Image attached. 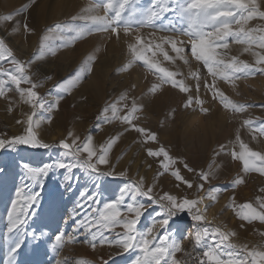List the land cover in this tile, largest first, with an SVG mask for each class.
<instances>
[{"label": "snow or ice", "instance_id": "snow-or-ice-1", "mask_svg": "<svg viewBox=\"0 0 264 264\" xmlns=\"http://www.w3.org/2000/svg\"><path fill=\"white\" fill-rule=\"evenodd\" d=\"M35 2L36 0H29L15 15H0V23H14L15 27L10 34L18 33L21 27L25 34L34 33L35 30L29 26L27 19L22 22L19 17L26 14ZM138 2L139 0H89L78 14L71 16L69 22H55L46 27L38 38L40 56L37 57L34 53L28 60L19 59L6 40L0 38V97L10 99L6 93L14 86L20 101L30 105L32 109L25 120L17 121L18 124H25L24 134L7 139L0 138V149L7 146L16 150L18 145L42 149L57 147L39 138L36 130L43 122L34 119L37 109H46L49 113L57 109L64 94H70L86 76L92 74L100 48L97 47L88 54L72 74L54 85L57 95L51 103H47L36 91L40 85L33 81L31 67L37 59H43L46 55L55 56L59 50L68 48L93 33H106L109 40L115 39L116 42H120L123 35L127 60L117 72H127L133 65H142L157 80L148 88L147 94H157L165 85H170L184 95L181 107L185 111L199 112L202 116L211 114V109L204 106L205 101L199 95L201 86L211 94L214 102H218L226 112L234 116L243 115L253 107L252 104L232 100L221 90L218 81L235 89L238 80L264 76V0H152V5L147 9L137 8ZM101 10L103 14H100ZM167 12H174L186 23V27L183 30L174 27L158 29L157 31L174 32L175 35L156 36L151 33L150 38H146L141 29L154 28L155 21ZM78 21L82 23H77ZM181 36L187 37V40L180 39ZM230 43L240 46L237 55H230ZM245 54L252 60L242 59ZM189 55L202 65L207 73L205 76L199 68H190L189 75L195 80L197 90L195 97L192 95L191 86L184 80H177V73L163 66L160 60L162 57L163 61L170 64L179 60L189 65ZM5 63L9 67H5ZM46 79L51 80L52 77L48 76ZM25 84L28 87L21 86ZM142 110L143 105L138 103L136 97L130 96L128 92L121 93L114 102L103 107L96 118V127L118 122L124 126L125 132L134 130L138 133L142 144L158 143L156 133L134 123L138 119L136 114ZM175 112V108L171 109L167 117L174 118ZM51 121L52 116L49 115L47 122ZM161 123L163 124V121ZM241 129H248L252 139L256 140L258 137H264V121L250 117L242 119L230 146L220 145L222 153L230 147L232 159L239 161L242 166L243 175H237L231 181L234 190L246 182L245 176L250 173L264 176V152L254 151L249 147L241 138ZM121 135L123 133L112 135L104 143L97 145L91 135L81 138L69 131L66 138L59 141V156L50 163L39 167L22 164L25 176L32 185L42 184V177L48 176L50 171L62 169L65 171V180L69 181L64 185L65 190L71 188L70 180L74 169H80L94 181L109 176L127 180V172L116 173L109 159L110 151ZM145 151L149 157H163L159 161L162 171L157 172V177L165 173L170 174L179 182L178 187L185 185L188 189H194V198L178 197L169 192L156 194L155 183L146 185L144 177L128 180L119 188V194L104 202L102 207L98 203V193L82 190L69 217L75 223L73 233L67 234L57 230L53 244L54 252L58 254L59 249L66 244L76 243V233L83 229L84 242L93 249L99 243L101 246H115L124 253H134L131 264H264V231L256 233L261 238L258 243L240 242L235 230L228 229L223 223L213 224L205 214L207 205L204 201H216L221 192V189L211 185L219 165L209 164L207 170L197 172L185 161L179 160L187 171L194 173L197 180L202 181L193 184L181 175L180 169L176 167L178 159L170 155L163 146L155 150L146 148ZM101 165H107L111 170L102 171ZM205 184H208L207 188ZM201 192L204 195H200ZM260 193L254 202L236 205L233 199L227 206L235 205V216L242 222L251 225L258 221L264 225V188L260 189ZM39 195L38 192L25 194L21 202V189H16L17 198L12 200L8 211L7 232L11 235L5 264H18L17 256L23 251L26 238L40 241L47 235L39 229L28 230L29 220L39 215L29 212V209L38 203ZM141 197L146 198L149 203H144ZM82 201L94 202L96 206L89 204L90 211L82 219H76L75 209L84 208ZM152 205L158 210L155 211L151 225L143 230L139 229L137 225L140 218ZM185 212L193 222L192 251L183 247L181 240L176 238L175 231H170L173 218ZM245 226V223H241V228ZM160 230H163V234L158 235ZM197 249L200 251L196 252ZM193 252H196L195 256ZM177 253L191 259H177ZM55 264H69V261L67 258L57 259ZM75 264H92V261L82 258L77 259ZM100 264L109 262L102 259ZM112 264H115L114 260Z\"/></svg>", "mask_w": 264, "mask_h": 264}, {"label": "rangeland", "instance_id": "rangeland-1", "mask_svg": "<svg viewBox=\"0 0 264 264\" xmlns=\"http://www.w3.org/2000/svg\"><path fill=\"white\" fill-rule=\"evenodd\" d=\"M26 3H29V0H0V15H15L16 11ZM88 3L89 0H36L28 12L19 17L22 22L27 19L29 26L35 30L34 33L25 34L21 27L18 33L10 34L15 25L5 22L0 23V38L6 40L21 60H28L34 53L39 57L38 38L44 29L55 22H69L71 16L78 14L81 8ZM151 5L152 0H139L136 7L147 9ZM100 14H103L102 10ZM173 27L183 30L186 23L174 12H167L161 19L155 21L154 28H143L141 31L146 38H150L151 33H155L156 36L175 35L174 32L157 31ZM179 38L187 40V37ZM124 41L123 35L120 42H116L115 39L109 40L106 33H93L74 45L59 50L55 56L46 55L43 59H37L31 67L32 79L40 85L36 91L47 103H51L57 95L54 85L72 74L88 54L97 47L100 48L92 74L86 76L76 88L71 90L70 94H64L57 109L51 113L46 109H37L34 119L43 122L37 130L44 133L45 137L40 139L45 143L57 145V147L42 149L18 145L16 150H11L7 146L0 149V169H2L0 171V264H5L7 260L9 236L11 235L7 232L8 211L12 200L17 198V188L21 189V202L25 194L40 193L38 203L29 209L30 213L36 212L39 215L29 220L28 230L39 229L47 233L40 241L26 238L23 251L17 256L18 264H55L57 259L63 258H67L69 264H75L77 259L82 258L92 261V264H100L102 259L107 260L109 264H112L113 260L115 264H131L134 253H124L115 246L107 244L101 246L99 243L93 249L84 242L83 229L76 233V243L66 244L59 249L58 254L53 251L54 237L57 230L67 234L73 233L75 223L69 217L73 213L82 190L98 193V203L102 207L104 202L119 194V188L128 180L144 177L146 185L155 183L156 194L169 192L178 197L194 198V189H188L185 185L178 187L179 182L170 174L156 176L158 171H162L159 161L163 157H149L145 149L155 150L161 146L178 159L176 167L180 169L181 175L193 184L202 181L197 180L194 173L187 171L179 160L185 161L197 172L207 170L209 164L219 165L216 178L211 180V185L221 189V192L216 201L207 200L210 201V206L215 208L218 224L223 223L228 229L235 230L240 242H260L261 238L256 233L264 231V225L258 221L251 225L242 222L235 216V205H227L233 199L236 205L254 202L255 197L261 195L260 189L264 188V176L250 173L245 176L246 182L234 190L231 181L237 175H243L242 166L239 161L232 159L230 147L222 153L220 145L230 146V142L235 138L236 130L240 128L242 119L250 117L253 120L264 121V76L257 75L238 80L235 89L229 84L218 81L221 90L232 100L253 105L243 115L234 116L226 112L201 86L199 95L205 101L204 106L209 107L212 114L211 119H206L207 116H202L199 112L185 111L181 107L184 95L170 85H165L157 94H147L148 88L157 80L142 65H133L127 72H117V69L127 60ZM230 47L232 49L230 55H237L240 46L230 43ZM241 58L247 61L252 60L247 54ZM160 60L163 66L177 73L175 77L177 80H184L191 86L192 95L195 97L197 93L195 80L190 77L189 70L199 68L200 72L206 76L207 73L203 66L199 65L190 55L189 65L179 60L175 64H170L163 61L162 57ZM4 66L9 67L7 63ZM48 76L52 79H46ZM21 86L28 87L26 84ZM124 92L136 97L138 103L143 105V110L136 114L138 119L134 123L156 133L158 143L142 144L140 142L142 138L138 133L134 130L125 132L124 126L118 122L101 124L99 128L96 127L98 123L96 118L103 107L114 102ZM6 96L10 99L0 97V118L6 126L0 131V138L4 139L24 134L25 124H18L17 121L25 120L26 115L32 111L30 105L20 101L14 86L6 93ZM173 108L176 109L175 116L169 119L167 113ZM49 115L52 116L51 123L47 122ZM69 131L81 138L91 135L97 145L104 143L112 135L123 133L110 151L109 159L116 173L127 172V180L123 177L109 176L94 181L80 169H74L70 180L71 188L65 190L64 185L69 181L65 180V171L61 169L50 171L48 176L42 177V184L32 185V182L25 176L22 164L28 163L33 167H39L44 163H50L59 156L61 151L58 147L59 141L65 139ZM240 134L254 151L264 152V137L253 140L248 129H241ZM51 137H55V140L51 141ZM236 150H239L238 146ZM100 169L102 171L111 170L107 165H101ZM154 177H156L155 180ZM207 187L208 184H205V188ZM200 195L204 193L201 192ZM140 199L146 204L149 203L146 198L141 197ZM89 204L96 206V203L88 202L84 203L83 209H75L76 219H82L90 211ZM157 210L156 206H150L140 218L137 227L143 230L150 226ZM241 223H245L246 226L241 228ZM192 225L193 222L186 212L179 213L171 221L170 231L176 232V238L181 240L186 250L192 247ZM159 234H163V230H160ZM182 258L183 254L177 253V259Z\"/></svg>", "mask_w": 264, "mask_h": 264}, {"label": "bare ground", "instance_id": "bare-ground-1", "mask_svg": "<svg viewBox=\"0 0 264 264\" xmlns=\"http://www.w3.org/2000/svg\"><path fill=\"white\" fill-rule=\"evenodd\" d=\"M37 131V134H38V136H39V138H41V139H43V138H45L44 137V133H42L40 130H36ZM52 140H55V137H51V141ZM204 203L207 205V210H206V216L210 219V220H212L213 221V224H218L219 223V221H218V217H217V214H216V211H215V208L214 207H212V206H210V201H207V200H205L204 201ZM213 218H215V219H213Z\"/></svg>", "mask_w": 264, "mask_h": 264}, {"label": "built area", "instance_id": "built-area-1", "mask_svg": "<svg viewBox=\"0 0 264 264\" xmlns=\"http://www.w3.org/2000/svg\"><path fill=\"white\" fill-rule=\"evenodd\" d=\"M4 128H6V126L4 125L3 120L0 118V131H1L2 129H4ZM188 251H192V247H190V248L188 249ZM199 251H200L199 249L196 250V252H199ZM196 252H193V256L196 255ZM182 259H184V260H190L191 258H190V257H184V256H183Z\"/></svg>", "mask_w": 264, "mask_h": 264}, {"label": "clouds", "instance_id": "clouds-1", "mask_svg": "<svg viewBox=\"0 0 264 264\" xmlns=\"http://www.w3.org/2000/svg\"><path fill=\"white\" fill-rule=\"evenodd\" d=\"M211 115H212V114H209V115L206 117V119H211Z\"/></svg>", "mask_w": 264, "mask_h": 264}]
</instances>
